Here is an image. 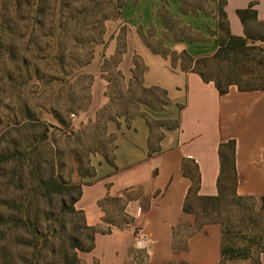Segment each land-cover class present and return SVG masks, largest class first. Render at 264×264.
I'll list each match as a JSON object with an SVG mask.
<instances>
[{"label": "crops", "instance_id": "0c3cea01", "mask_svg": "<svg viewBox=\"0 0 264 264\" xmlns=\"http://www.w3.org/2000/svg\"><path fill=\"white\" fill-rule=\"evenodd\" d=\"M122 2L117 31L107 44L105 58L116 55L118 34L125 28V80H132L133 57L138 56L146 67L143 86L167 92L169 105L163 112L178 125L160 128L161 137L151 136L147 120L141 116L121 117L107 125L114 135V164L100 156L93 159L94 174L82 185L76 204L87 225L98 229L94 249L81 259L85 264H141L142 260L145 264H219L221 226L209 224L194 231L196 218L184 211L192 183L183 174V163L193 161L198 166L199 196L216 197L220 147L235 141L237 194L264 197V90L241 92L231 86L227 94L220 95L213 82L205 83L191 68L184 70L180 61L174 63L171 57L153 52L143 41L153 31L171 52H186L194 60L213 57L218 50V1H212L210 12L185 11L178 0ZM250 5L264 24V0H226L233 36H246L237 11ZM162 7L178 28L187 29L188 36H171L173 31L160 13ZM106 87L104 79L95 81L93 108L107 105ZM113 199L120 201L128 224L118 227L108 219L113 204L107 200ZM105 225L109 232L101 229ZM142 236L147 241L139 249ZM260 260L264 264V253Z\"/></svg>", "mask_w": 264, "mask_h": 264}, {"label": "trees", "instance_id": "16d2710c", "mask_svg": "<svg viewBox=\"0 0 264 264\" xmlns=\"http://www.w3.org/2000/svg\"><path fill=\"white\" fill-rule=\"evenodd\" d=\"M8 1L11 7L10 12L0 10V61L5 58V55L12 53L5 45L7 38H4L2 34L8 30L10 14H13L26 26L25 37L28 39V44L25 48L35 47V54L40 53L37 50L39 43L35 37L37 31H41L49 25L50 37L58 43L60 38L62 39L60 34L66 32L63 26L65 22L84 21L91 14L89 10H82L78 12L76 18L70 15L64 18L62 10L58 6V0ZM118 1L116 20L120 17L123 6L122 0ZM225 7L226 0H218L219 38L218 50L215 55L210 58L194 60L186 52H182L179 54L182 60L190 65H183V69L191 68L205 83L213 82L220 95L227 94L231 86H236L241 92L262 91L264 90V24L259 21L254 5H250L244 10H238L237 15L244 25L246 36L244 38L235 37L231 34ZM161 11V16H163ZM104 20L108 21V18ZM124 30L126 29L124 28ZM56 32L60 33L59 36L56 35ZM143 41L153 52L164 57L176 55L175 52L171 54L167 50L153 48L144 37ZM122 47L116 55L125 53L127 46ZM139 62L142 67L141 77L138 80ZM134 65L133 81L140 84V92L145 99L141 105L146 108L154 107L147 102L148 99H152L161 111L164 110L169 105L167 92L158 87H144L143 76L146 67L138 56H136ZM67 107V112L72 113L69 109L70 106ZM25 113L27 117L30 115L28 109L25 110ZM124 115L127 119L134 116L145 118L151 136H162L155 134V125L157 124L147 111L137 109L133 116H129L128 113ZM53 120V123L51 122L45 127V124L34 122L30 118L28 124L20 129L35 132V130L43 128L40 138L33 137L0 154V180L7 181L8 187L16 196L10 217L7 219L0 215V264H82L80 252H91L94 249L95 235L98 229L88 226L84 213L76 208V204L82 196V185L63 183L56 172L55 160L51 162L43 160L39 154V149L42 143L47 142L51 129L59 130L60 126H65L58 116L55 115ZM177 125V122H174L173 126L166 127L163 124H158V129L172 128ZM235 148V141H230L220 147L221 175L219 195L216 197L199 196L201 179L198 166L193 161L183 163V174L190 178L192 183L185 200L184 211L195 216L194 231L209 224L221 226L219 264L237 262L262 264L260 256L264 253V229L256 234L248 232L249 226L242 228L243 223L232 213L235 209L247 212L246 202L255 199L241 197L237 194ZM114 150L113 140L112 157L105 158L111 165L114 164ZM44 166L47 167L45 170L42 168ZM93 174L94 168L92 176ZM259 199L264 202V197ZM107 201L112 204L120 202L118 199ZM58 204H60V208L57 210ZM123 217L126 221H122L120 225L114 223L112 225L120 227L128 224V218L125 215ZM74 218H80L82 230L90 233L88 248L82 247L78 242L68 237L69 230L73 229L70 223H73ZM69 220H71L70 223ZM105 232H109V230ZM7 233L11 234L15 249L24 252L25 256L20 257L17 254L16 258L12 254H8V249L4 245L5 240L9 237Z\"/></svg>", "mask_w": 264, "mask_h": 264}, {"label": "rangeland", "instance_id": "374dc122", "mask_svg": "<svg viewBox=\"0 0 264 264\" xmlns=\"http://www.w3.org/2000/svg\"><path fill=\"white\" fill-rule=\"evenodd\" d=\"M178 1L182 3L185 11L210 12L212 1L218 0ZM58 6L64 18H67V15L76 18L82 10H89L91 14L84 21L65 22L63 26L66 32H56V35L62 36L58 43L50 37L49 25L37 31L35 37L39 43L38 54H35V47L25 48L28 44L25 37L26 26L13 14H10L8 19V30L2 33L3 37L7 38L5 45L12 53L4 54L5 58L0 61V154L33 137L40 138L43 128L35 132L20 129L28 124L30 118L47 127L54 122L53 117L56 115L65 126H60L59 130L51 129L47 142L42 143L39 149V154L43 160H55L56 172L63 183L79 186L92 177L95 157H112L114 135L107 129L111 121L125 117V113L133 116L137 109L147 111L157 124L156 135L158 124L173 126L174 121L168 119L164 110L161 111L152 99L147 102L154 107L146 108L141 105L145 99L141 95L140 84L133 81V77L127 82L123 75L122 58L127 48L122 55L119 53L105 58L107 44L117 31L115 17L118 13V0H58ZM0 10L9 13L10 2L0 1ZM161 10L166 24L173 31L171 36H188L187 29L178 28L165 7ZM105 18H108V21H105ZM126 36L127 31L121 28L117 51L126 45ZM145 38L153 48L174 53L164 48L163 41L156 39L153 31L148 32ZM171 57L174 63L180 61L182 65L190 66L178 53ZM135 59L136 56L133 57L134 62ZM141 67L139 62L138 80L141 77ZM99 78L104 79L107 84L108 103L97 110L92 107V88ZM67 106H70L72 113L67 112ZM27 109L30 111L28 117L25 113ZM42 168L45 170L47 167ZM15 198L7 181L0 180V215L7 219L10 217ZM57 206L58 210L60 204ZM245 208V213L237 209L232 213L243 223L242 228L249 226L248 232L259 233L264 229V202L255 198L247 201ZM112 209L113 214L108 218L112 223L120 225L122 221H126L120 204H113ZM70 225L73 229L69 230L68 237L88 248L90 233L82 230L80 218H74ZM101 229L107 231L110 227L105 225ZM189 232L185 230L184 234ZM7 235L9 237L4 245L8 254L16 258L17 254L20 257L25 256L24 252L15 249L11 234ZM84 253L87 252H80V258ZM82 264H85L84 261ZM141 264H145V260H142Z\"/></svg>", "mask_w": 264, "mask_h": 264}, {"label": "built area", "instance_id": "2783aa9c", "mask_svg": "<svg viewBox=\"0 0 264 264\" xmlns=\"http://www.w3.org/2000/svg\"><path fill=\"white\" fill-rule=\"evenodd\" d=\"M147 241V237L146 236H142V238L139 240V242H138V247H139V249H143V247H142V244L144 243V242H146Z\"/></svg>", "mask_w": 264, "mask_h": 264}]
</instances>
